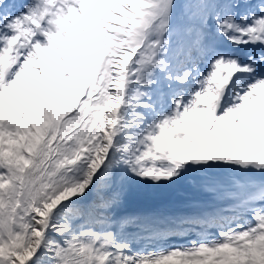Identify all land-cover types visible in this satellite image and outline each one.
<instances>
[{"label": "snow or ice", "instance_id": "6c2138e0", "mask_svg": "<svg viewBox=\"0 0 264 264\" xmlns=\"http://www.w3.org/2000/svg\"><path fill=\"white\" fill-rule=\"evenodd\" d=\"M0 264H264V0H0Z\"/></svg>", "mask_w": 264, "mask_h": 264}]
</instances>
